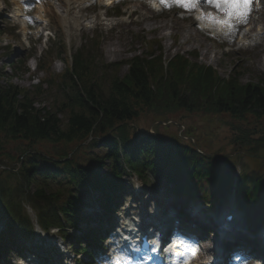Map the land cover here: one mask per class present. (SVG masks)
<instances>
[{"label": "trees", "instance_id": "16d2710c", "mask_svg": "<svg viewBox=\"0 0 264 264\" xmlns=\"http://www.w3.org/2000/svg\"><path fill=\"white\" fill-rule=\"evenodd\" d=\"M153 42L144 41L142 55L106 63L96 40L77 49L58 74H51L45 52L37 68L61 93L47 108L34 106L44 93L41 80L33 92L0 84V214L7 235L32 233L29 206L41 228L55 226L67 238L68 228L83 220L76 193L96 191L110 212L121 178L131 173L143 182L152 176L185 186L190 194L198 190L204 198L228 189L244 203L264 202V79L242 84L239 72L220 77L183 54L163 61ZM57 49L58 56L65 53L63 45ZM19 63L14 69L21 71ZM183 115L226 116L218 146L209 150L177 135L184 125L182 134L195 139ZM151 125L155 134L147 132ZM93 235L89 229L83 237L94 243ZM74 245L83 250L77 239Z\"/></svg>", "mask_w": 264, "mask_h": 264}, {"label": "rangeland", "instance_id": "374dc122", "mask_svg": "<svg viewBox=\"0 0 264 264\" xmlns=\"http://www.w3.org/2000/svg\"><path fill=\"white\" fill-rule=\"evenodd\" d=\"M137 1L117 3L120 15L114 16L105 4L104 6L95 2L92 4L93 0H50L41 25L35 24V22L33 24L34 20L30 16L33 9L25 8L28 10L27 18H31V23H28L26 33L22 34L19 25L21 19L15 21L11 19L14 9L12 0H0V84L9 82L33 92L34 86L40 84L41 80L43 82L41 88L44 89V93L36 97L34 106L50 107L54 100L61 98V93L55 86L45 84L43 79L47 77L48 73L38 72L36 69L37 59L42 56L43 50L48 49L50 72L58 74L67 67V64L63 56H58L56 44L63 42L67 55L71 56L81 45L89 48L88 45L94 43L95 38H98V47L106 62L121 61L133 54L141 53L142 55L147 50L144 41L152 39L157 41L153 42L154 48H156V44L160 46L163 61L176 53L183 54L198 64L212 66L220 77L226 78L233 71L239 72V80L242 84L257 82L260 78H264V32L261 33V39L249 47H238L236 39L231 41V47L228 44L217 45L216 40H207L204 35L196 33L195 27L190 24V21L183 18V13L177 14L176 10L170 6L162 7V10L157 12L152 9V6H149V0ZM199 2H203V0ZM174 7L180 9L181 2L175 4ZM105 15L112 18L104 20L103 16ZM256 19V15L254 19L251 17L253 22ZM257 24V28L254 27V32L257 29H264V15ZM40 31L43 33L41 34ZM18 60L24 61L28 72L22 73V71L14 69L15 65L19 66L20 64ZM125 69L126 67L122 66L120 74ZM183 117H186V126L195 128L194 137L197 142L201 141L202 144L211 147L209 150L218 146L216 139L219 138L218 135L224 133L223 131L219 133V130H222L220 123H223L221 120H226V116H221V120L219 117L197 118L194 115H183ZM197 119H204V121ZM142 122H146V119ZM89 152L87 150V153ZM91 152L98 151L95 149ZM106 162L104 161L105 164ZM101 171L106 172L107 170L102 167ZM260 173L264 176L263 170ZM133 183H141V181L133 175L123 178L124 187L116 200V212L111 216V231L116 229V222L124 218L138 222L141 213L153 216L157 212L158 204L163 200L176 210L189 203L191 199L196 203L200 201L197 193L191 198L187 195L184 187L169 186L163 180L156 181L149 178L148 183L143 184L144 187L139 190L132 187ZM78 196L84 205L83 213L87 217L91 216L88 226L95 225L93 219L96 220V216H102V219H105L99 209L96 192H80ZM153 202L155 203V212L150 213L148 208ZM204 207L214 212L225 208H236L242 221L249 226L252 232H258L264 227V204L240 203L227 191H215ZM27 212L29 216L32 215L30 210ZM3 226L4 218L0 216V233L3 232ZM79 227L81 230L86 228L84 224ZM35 233L36 235L34 234L31 239L27 240L36 243L37 247L34 250L39 256L35 259L40 264H60L64 256L71 260L83 259L81 254L74 256L71 253L70 239L62 240L55 230L44 234L36 229ZM69 233L74 232L69 231ZM16 235L12 238L19 243H21L19 238H25L18 232ZM39 235L47 240L44 243L37 242ZM58 240L63 241L64 250H61ZM41 244L45 246L47 252L41 251ZM205 246L210 249V246ZM43 255L44 258H41ZM0 262L1 264H19L22 262V258L16 250H12L8 256H3V258L0 256Z\"/></svg>", "mask_w": 264, "mask_h": 264}, {"label": "clouds", "instance_id": "9594fccd", "mask_svg": "<svg viewBox=\"0 0 264 264\" xmlns=\"http://www.w3.org/2000/svg\"><path fill=\"white\" fill-rule=\"evenodd\" d=\"M149 6H154L156 11H161L163 7L159 2L153 3V0H149ZM184 7L195 9L192 14L198 21V27L205 35L214 37L220 43H227L229 47H231V41L234 39L237 40L238 47H249L261 39V33L264 32V29H257L252 32L249 28L250 17L254 19L257 12H264V0H255L254 7L249 3V0H203V2L191 0V3L185 4ZM246 34L248 38H245ZM132 187L139 190L144 185L133 183ZM148 211L150 213L155 212L154 202L149 206ZM159 236L160 233L157 232L154 237L157 244L160 243ZM176 238L177 235L174 233L173 241ZM110 242L111 237L105 238L103 241L105 244ZM58 245L61 250H64L62 240H58ZM109 251L112 259L100 260L97 264H115L116 253H112L111 249ZM167 251L168 249H165V252ZM200 253L199 242L191 241V250L183 264H214V254L207 252L203 259H200ZM120 254L123 255V253ZM237 258L239 257L234 256V259ZM243 264H252L251 258L244 260Z\"/></svg>", "mask_w": 264, "mask_h": 264}, {"label": "bare ground", "instance_id": "6f19581e", "mask_svg": "<svg viewBox=\"0 0 264 264\" xmlns=\"http://www.w3.org/2000/svg\"><path fill=\"white\" fill-rule=\"evenodd\" d=\"M49 1L50 0H40V1H38L37 2V4H38V15L39 16H41V10L42 9H44L45 10V8H47L48 7V5H49ZM99 1V3L100 2H102L103 3V1H105L106 2V4L107 3H109L110 1H108V0H98ZM26 2H29V0H13V3H14V6H15V8H16V11L18 12V10H19V8H20V6H23V3H26ZM262 14V13H261ZM261 14H259L258 13V23L261 21V19L263 18V16L261 15ZM255 24V22H253V24L249 27L250 28V31H252L253 32V30H254V27H253V25ZM256 26V25H255ZM21 27H22V29H24V25L23 24H21ZM188 38V37H187ZM186 38V39H187ZM245 38H248V36H247V34H246V37ZM126 175V174H125ZM44 234H47L46 232H44ZM39 239H38V241L37 242H42V243H44L47 239L46 238H44L43 236H39L38 237ZM46 251V250H45ZM45 251H42V252H45Z\"/></svg>", "mask_w": 264, "mask_h": 264}]
</instances>
